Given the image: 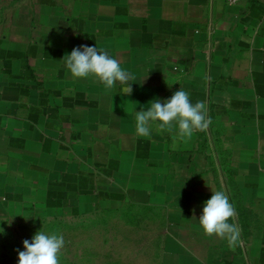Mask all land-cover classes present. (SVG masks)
Instances as JSON below:
<instances>
[{"label":"crops","instance_id":"obj_1","mask_svg":"<svg viewBox=\"0 0 264 264\" xmlns=\"http://www.w3.org/2000/svg\"><path fill=\"white\" fill-rule=\"evenodd\" d=\"M80 46L134 79L73 77L62 58ZM180 88L206 104L207 130L180 139L154 122L137 136L135 111ZM216 191L235 248L199 225ZM125 195L164 197L151 217L162 264H264V0H0V212Z\"/></svg>","mask_w":264,"mask_h":264},{"label":"rangeland","instance_id":"obj_2","mask_svg":"<svg viewBox=\"0 0 264 264\" xmlns=\"http://www.w3.org/2000/svg\"><path fill=\"white\" fill-rule=\"evenodd\" d=\"M163 198L151 201L150 195L148 203L134 204L125 195L118 205L86 203L76 211L0 212V264H18L17 250L23 251V241L39 230L63 235L60 264H162L159 230L151 217L163 212Z\"/></svg>","mask_w":264,"mask_h":264},{"label":"clouds","instance_id":"obj_3","mask_svg":"<svg viewBox=\"0 0 264 264\" xmlns=\"http://www.w3.org/2000/svg\"><path fill=\"white\" fill-rule=\"evenodd\" d=\"M66 68L75 78L95 77L105 88L111 89L116 82L127 84L134 79L126 70L121 68L120 62L109 56L106 51L98 50L96 46H80L73 48L70 54L63 58ZM128 85L125 93L131 94ZM147 110L143 108L135 111V132L137 136L149 137L150 124L159 122L161 130L172 132L178 129L180 139L190 138L196 131H206L211 124L207 106L203 101L193 104L189 93L180 88L171 98L161 102L154 99L148 103ZM182 213V211H181ZM235 209L224 191L213 192L204 202L199 225L207 236H217L226 239L228 246L235 248L240 243L241 231L234 222ZM3 230L0 229V232ZM65 246L62 234L53 232L47 234L37 231L32 240L23 241V251H18V264H60V254Z\"/></svg>","mask_w":264,"mask_h":264},{"label":"built area","instance_id":"obj_4","mask_svg":"<svg viewBox=\"0 0 264 264\" xmlns=\"http://www.w3.org/2000/svg\"><path fill=\"white\" fill-rule=\"evenodd\" d=\"M239 0H227V3L230 5L236 4Z\"/></svg>","mask_w":264,"mask_h":264}]
</instances>
